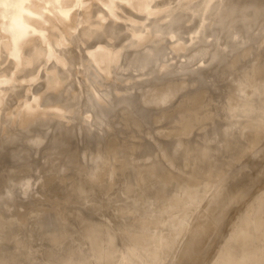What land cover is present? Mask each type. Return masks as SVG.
I'll return each mask as SVG.
<instances>
[{"label": "bare ground", "instance_id": "1", "mask_svg": "<svg viewBox=\"0 0 264 264\" xmlns=\"http://www.w3.org/2000/svg\"><path fill=\"white\" fill-rule=\"evenodd\" d=\"M263 47L264 0H0V188L27 192L29 150L38 158L45 141L68 158L38 169L56 203L23 211L0 195V264L205 262L260 177L245 168L264 159ZM237 71L233 91L221 85ZM210 90L227 102L214 108ZM163 118L167 138L145 163L131 152L148 140L121 150L109 135L91 167L69 144L116 126L153 138ZM229 231L209 264H264V192Z\"/></svg>", "mask_w": 264, "mask_h": 264}, {"label": "rangeland", "instance_id": "2", "mask_svg": "<svg viewBox=\"0 0 264 264\" xmlns=\"http://www.w3.org/2000/svg\"><path fill=\"white\" fill-rule=\"evenodd\" d=\"M262 50H263V53H264V47L262 48ZM252 64H253V62L250 63L248 65V67H250ZM246 69L247 68L242 69V72L246 71ZM240 74H241V72L237 71L236 74L230 76L228 79H226V81L224 80V82H221V85L223 86V84L226 83L229 86L228 90H232L233 91V89H234L233 86L236 83L237 78H239L238 75H240ZM247 84L251 85L250 80L247 82ZM222 86L219 87V89L216 91L218 94H220V92L223 91L226 88V86L225 87H222ZM187 88L185 89V91H187ZM214 91L210 90V92H213V93H210V94L212 95V94L215 93V95H216V92H214ZM234 94H235V97H234L233 100L234 101H239L240 96H239L238 92L234 91ZM212 97H213V95H212ZM213 98L218 99L217 105L216 104L214 105V108H216V109H218L219 107H221L222 105H224L227 102V97L226 96H221V97H217L216 96V97H213ZM177 101H178V99H175L174 100V104H176ZM177 104H178V102H177ZM171 106H173V103H171ZM171 106H170V108H171ZM211 108L213 110V106ZM202 109H204V108H202ZM202 109H201V111H202ZM169 120H172V119H164L163 118L161 122H158V123H156L154 125L155 129L159 127V129H163L165 131L161 132L160 134H157V136H155V137L153 136V138L150 137V135L147 133L149 128H145L144 127L145 131L144 130L143 131L142 130H135L132 134L125 129V132H124L125 134L123 132H122L123 133L122 134L121 130L117 129V126H116V127L110 129V133L107 134L108 136L106 138H104V139L101 138V139L98 140V142L95 141L94 143H92V142L81 141V142H77L76 144H71V142L70 143L68 142V143L71 146L75 147V152L78 155L77 159L85 167H91L94 164V161L92 160V158H90V154L96 152V150H97V148L99 146H102V147L107 146V143H108V140H109V135L110 136L111 135L115 136V134H118V135H116V136H119L118 139H117V145H118V148L121 149V150H122V146H124L126 144V142L129 139H131V138H132V140H134V142L135 141L136 142H139V141L145 142L146 140H148V142L150 144H148L146 146H143V147L138 146L134 151L131 152L132 157L137 161V163H145V162L148 161L147 158L149 156H152V155L154 156L156 154V152H157L156 145H157L158 141L164 142V140L167 138L166 137V129H164V128L167 127L168 124L170 123ZM234 129H235V131L237 133V132H239L240 127L236 126V127H234ZM234 129H232V130H234ZM201 131L202 130L196 131L192 136L198 137V135L201 134L200 133ZM247 131L248 130L244 131L243 135L247 134ZM170 148H171L170 145H168L166 147V151L170 152L171 151ZM84 151L86 153V156L83 155ZM39 152L40 153L38 154V158H35V152L33 150H29L28 164L30 165V167L32 169L31 170L32 171L31 172L32 173L31 174L32 182H31V184H30V186H29V188H28L26 193H24V190H21L20 187H10V188L8 187V189H6L4 187H2V189L0 188V195L1 194L3 195L2 196V198H4L3 200H6V201L8 200L9 202H11L13 204V208L16 209V210H23L24 211V210H26L28 208L36 209L38 207H48L49 205H52V204L56 203L57 196L56 195L54 196L53 194L48 196L49 192H50L49 186H47L46 183L43 184L41 182V180H44L45 177L39 178L38 169L41 168V167L50 168L53 164H56V165L59 166L65 160H67L68 158L64 157L63 151L58 149V148H56L55 152L51 151L50 144H47L46 141L42 143ZM258 158H259V156H258ZM48 159H49V161H48ZM259 160H260V158H259ZM256 162H257V160L255 161V163ZM72 168H73V166H71V164H70L68 167L61 169L60 172L56 174V177L60 181L59 183L63 184L64 181L66 179H68L67 177H69L72 174V172H73ZM245 169L249 170V171H252L254 173L256 172L257 175H259L260 177L258 176L259 177L258 180L253 185H251L254 188L251 187V186L249 187L250 189H249L248 195H246L242 200L232 204L228 208V210H227V212H226V214L224 216V219H223V224L224 225L219 229V231L216 234L214 245L212 246V250L209 253V257L207 259L208 261L206 260L205 261L206 263L205 262H200L198 264H204V263L205 264H209V261L211 259L213 260V259L216 258L217 251H218V248H219L220 244L224 240H226L225 234L227 233L226 235H228L230 233L229 230L232 229L235 221L238 219V217L241 215V213L249 206V204L252 202V200H254L255 198L259 197L260 194H262L264 192V185H263L264 184V159H262V161L260 160V163H258L257 165H254V166L252 165V166H249V167L247 166ZM123 177L124 176H120L117 179L118 181H117V185L114 187L115 189L112 188V189L108 190V193L110 194L109 197H111V200L113 198L115 199V197L117 198L119 196L118 195V193L120 194V188L119 187H120L121 182L123 181ZM54 182L56 183L57 180H54ZM155 190H156V187H153L149 191L150 192L151 191L155 192ZM111 191L113 192V194H112ZM154 192H152L153 195L155 194ZM74 196H75V194H73V193H72V195H70L71 200H73ZM209 197L210 196H208L206 198V200L204 201L205 203L209 200ZM247 202H249V203H247ZM39 203H40L41 206H39ZM61 203L62 204H61V206L58 207V209L59 208L63 209L65 206H67V204L72 205L71 202L67 203V201H62ZM239 206H240V208H239ZM193 209H194V207H193ZM47 214L48 213L40 212V215H44L45 216ZM190 215H191L190 216L191 220H193L195 218L193 216L194 214L193 215L190 214ZM135 216H137V215H135ZM192 217H194V218L192 219ZM70 222L75 224L77 222V220L75 218H72V219H70ZM226 222H227V224H226ZM22 225H24V224H22ZM23 228H24V226L20 227V229H23ZM220 235H221L222 238L220 237ZM97 252H98L97 247H93L91 252L85 254L86 255V259L85 260H90V257H93L95 255V253H97ZM40 257L43 258V255L41 254ZM65 260L66 259L64 257H62V255H61L60 261H65ZM80 264H86V261L80 262ZM87 264H91V262L88 261Z\"/></svg>", "mask_w": 264, "mask_h": 264}]
</instances>
